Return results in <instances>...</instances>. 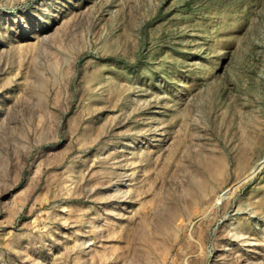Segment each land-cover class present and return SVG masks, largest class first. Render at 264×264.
I'll return each mask as SVG.
<instances>
[{
	"label": "rangeland",
	"instance_id": "obj_1",
	"mask_svg": "<svg viewBox=\"0 0 264 264\" xmlns=\"http://www.w3.org/2000/svg\"><path fill=\"white\" fill-rule=\"evenodd\" d=\"M0 264H264V0H0Z\"/></svg>",
	"mask_w": 264,
	"mask_h": 264
}]
</instances>
